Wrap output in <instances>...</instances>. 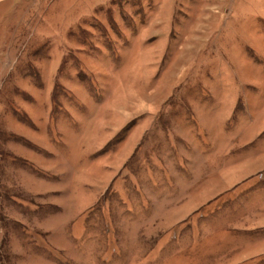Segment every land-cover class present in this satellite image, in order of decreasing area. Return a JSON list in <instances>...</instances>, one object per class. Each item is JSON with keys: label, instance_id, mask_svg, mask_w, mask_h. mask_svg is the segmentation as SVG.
I'll return each mask as SVG.
<instances>
[{"label": "rangeland", "instance_id": "rangeland-1", "mask_svg": "<svg viewBox=\"0 0 264 264\" xmlns=\"http://www.w3.org/2000/svg\"><path fill=\"white\" fill-rule=\"evenodd\" d=\"M0 264H264V0L1 1Z\"/></svg>", "mask_w": 264, "mask_h": 264}, {"label": "crops", "instance_id": "crops-1", "mask_svg": "<svg viewBox=\"0 0 264 264\" xmlns=\"http://www.w3.org/2000/svg\"><path fill=\"white\" fill-rule=\"evenodd\" d=\"M1 1H4V0H0V2H1Z\"/></svg>", "mask_w": 264, "mask_h": 264}]
</instances>
